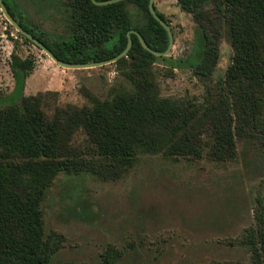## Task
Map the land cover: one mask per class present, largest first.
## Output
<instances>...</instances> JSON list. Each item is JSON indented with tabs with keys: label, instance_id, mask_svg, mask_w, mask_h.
<instances>
[{
	"label": "trees",
	"instance_id": "obj_1",
	"mask_svg": "<svg viewBox=\"0 0 264 264\" xmlns=\"http://www.w3.org/2000/svg\"><path fill=\"white\" fill-rule=\"evenodd\" d=\"M70 1L72 37L62 45L51 46L22 15L15 0H3L18 24L66 64L115 59L127 48L130 31L138 32L152 51L164 53L168 49V34L150 14V0L107 6L92 0ZM177 2L187 13L213 3L233 49V64L226 79L213 89L207 88L201 104L162 98L152 71L160 58L144 50L138 36L131 34L132 48L115 65L132 90L96 101L92 108L59 112L49 119L39 96L23 95L25 81L35 70L34 59L12 54L15 97L0 105V264L50 263L60 244L45 238L41 205L61 173H90L104 181H118L139 154L200 159L205 149L212 159L229 161L235 157L236 139L243 137L257 141L264 160V0ZM129 4L144 12L145 22L132 19ZM155 10L168 24L156 6ZM203 33V38H208ZM214 51L215 46L208 44L204 68L199 72L204 77L217 63ZM78 132L84 134L85 143H74ZM255 220L256 227L239 240L250 252L249 264H264L261 201ZM116 257L106 255L102 264H116Z\"/></svg>",
	"mask_w": 264,
	"mask_h": 264
},
{
	"label": "rangeland",
	"instance_id": "obj_2",
	"mask_svg": "<svg viewBox=\"0 0 264 264\" xmlns=\"http://www.w3.org/2000/svg\"><path fill=\"white\" fill-rule=\"evenodd\" d=\"M15 2L51 46L72 37L70 0ZM155 6L174 35L170 54L152 67L161 96L201 104L207 88L224 81L233 64L231 42L214 4L195 9L196 18L177 0H155ZM127 9L135 22H145L137 6ZM204 31L208 38H203ZM208 44L215 46L217 63L204 77L199 72ZM12 54L34 59L23 95L39 96L49 119L132 90L115 63L82 71L58 66L22 38L0 9V105L15 97ZM73 141L85 143L84 134L76 133ZM262 156L257 141L243 137L236 139L235 157L229 161L212 159L207 149L200 159L139 154L118 181L90 173L59 174L41 205L45 238L60 244L49 264H102L112 254L117 255L116 264H249L250 252L239 239L256 227L259 202L264 204Z\"/></svg>",
	"mask_w": 264,
	"mask_h": 264
},
{
	"label": "water",
	"instance_id": "obj_3",
	"mask_svg": "<svg viewBox=\"0 0 264 264\" xmlns=\"http://www.w3.org/2000/svg\"><path fill=\"white\" fill-rule=\"evenodd\" d=\"M92 1L94 2V4H96L98 6H107V5L117 4V3H120V2H123V1H126V0H108V1H105V2H96L95 0H92ZM154 3H155V0H150V2H149V11H150V14L159 22V24L165 29V31L168 34L169 46H168V49L166 50V52L158 53V52L152 51L148 47V45L145 43V41L142 39V37L138 34V32L130 31L128 33V45H127V48L119 56H117L115 59H112V60H107V61H103V62L88 63V64H66V63H63L62 61L58 60L53 55V53L42 42H40L37 38H35L32 34L28 33L26 30H24L18 24V22L8 12L3 0H0V9H1V12H2L3 16L8 21V23L13 28H15L16 31L19 34H21L22 36L27 38L36 47H38L40 50H42L44 53H46L58 66H60V67H62L64 69H68V70H85V69H94V68H100V67H104V66H107V65H111V64L116 63L118 60H120L122 58H125L127 56V54L129 53L130 49L132 48V45H133V41H132V39L130 37L131 34H136L138 36L142 47L147 52H150L151 54H153L156 57H167L170 54V52L172 51L173 46H174V35L172 33V30H171L170 26L157 16Z\"/></svg>",
	"mask_w": 264,
	"mask_h": 264
},
{
	"label": "crops",
	"instance_id": "obj_4",
	"mask_svg": "<svg viewBox=\"0 0 264 264\" xmlns=\"http://www.w3.org/2000/svg\"><path fill=\"white\" fill-rule=\"evenodd\" d=\"M85 70H88V69H85ZM80 71H82V70H80Z\"/></svg>",
	"mask_w": 264,
	"mask_h": 264
}]
</instances>
